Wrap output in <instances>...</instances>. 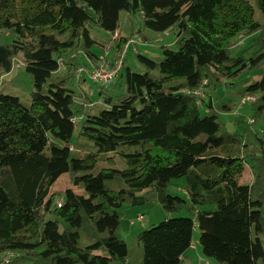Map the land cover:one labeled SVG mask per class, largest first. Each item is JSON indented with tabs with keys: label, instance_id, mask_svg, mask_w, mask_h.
<instances>
[{
	"label": "trees",
	"instance_id": "obj_1",
	"mask_svg": "<svg viewBox=\"0 0 264 264\" xmlns=\"http://www.w3.org/2000/svg\"><path fill=\"white\" fill-rule=\"evenodd\" d=\"M123 12L141 18L139 35L121 34ZM262 15L264 0H0V76L17 62L47 79L27 101L0 91V262L14 253L9 264H190L197 226L216 264H264V134L222 130L211 93L264 61ZM147 30H173L176 42L130 65ZM254 33L256 48L232 57ZM122 55L119 90L91 81L104 100L87 104L72 88L89 81L77 70ZM239 95L263 115L264 70ZM109 160L114 167L100 166ZM64 174L70 187L52 196ZM178 178L188 199L170 194ZM156 203L187 215L148 227L130 247L119 210ZM82 234L94 242L80 248Z\"/></svg>",
	"mask_w": 264,
	"mask_h": 264
},
{
	"label": "rangeland",
	"instance_id": "obj_2",
	"mask_svg": "<svg viewBox=\"0 0 264 264\" xmlns=\"http://www.w3.org/2000/svg\"><path fill=\"white\" fill-rule=\"evenodd\" d=\"M259 14L260 13H257L258 16ZM141 27L142 22L139 16H136L133 19H128L126 13H122L120 20L121 34L129 36L131 33H134V35L137 36L139 35L137 33L141 29ZM147 34L149 37V41L145 42L143 41V38L139 36L140 39L136 41V45H132L129 48L126 55V60L130 65H132V63L136 61L137 53L146 55L147 57L158 59L163 57V46H172L176 42V34L173 32V30H170L166 33H156L147 30ZM103 35L105 39L109 38L108 34L104 33ZM114 37L115 39H117L119 37V34ZM256 37L257 33L246 36L242 35L236 45L230 48V55L232 57H237L242 55L247 49L248 51H252L254 48H256L254 41ZM2 40L6 43L10 42V39H7L6 37H3ZM263 70L264 61L261 62V64L257 68L244 71L238 77L232 80H228L226 83L219 82L215 88L211 89L214 105L219 111L222 130L227 131L231 134H238L241 136L249 137L252 134L255 135V133H258L260 135L264 134V114L254 117V112L251 109V105L249 102L244 105H240L242 99L239 95V91L243 86H246L247 83H254L260 79ZM61 73H63V70L60 71V74ZM113 81L110 84L113 83V88L118 89L119 86L115 87L116 80L114 82ZM46 82V78L33 76L27 73L19 63L15 62L10 73H6L0 76V91L17 95L24 101H27L30 98L31 93L34 90L40 89ZM72 88H74L77 93L80 94V98L86 97V99H90H87L88 101L85 99L87 101V104H90V102H92L97 103L98 107H102L104 99L102 100L101 95L96 93L95 90L97 88L95 87V84L91 83L90 79L86 84H83L81 88L76 85V83L74 84V86H72ZM80 103H82L81 99H77L75 107H77ZM225 103L231 104L232 109L224 110L223 106ZM251 119H256L255 123L251 124ZM79 120H81V118H79ZM247 130H250V133H248ZM113 165L114 164L110 160L100 164L101 167H114ZM242 181L243 183H249L252 181V173L250 170L246 171L244 177L242 178ZM68 187H70L69 176L68 174H64L53 185L51 192L52 196L63 193V191ZM78 191L81 190L78 189ZM169 191L172 195H178L188 199V196L185 192V180L183 178L173 179ZM119 212L121 215L119 235L122 240H125L130 247L133 243V239L148 227L154 224H158L160 221L170 216L187 215V213L184 212L174 213V215H170L168 212H166L161 203H156L153 206L141 205L137 207L125 205L119 210ZM140 216L142 217L141 219H139ZM93 242L94 241L92 239H89L82 234L79 240V246L80 248H84L87 245L92 244ZM97 253L105 254L107 253V251L106 249H102ZM86 257L87 255H82V258L84 260H86ZM184 260L185 263L189 262L190 264H216L214 260L208 259L203 255L202 247L200 244V230L197 226L195 227L192 235L191 245L184 254Z\"/></svg>",
	"mask_w": 264,
	"mask_h": 264
},
{
	"label": "built area",
	"instance_id": "obj_3",
	"mask_svg": "<svg viewBox=\"0 0 264 264\" xmlns=\"http://www.w3.org/2000/svg\"><path fill=\"white\" fill-rule=\"evenodd\" d=\"M133 40L128 42L132 43ZM127 45V46H128ZM126 46V47H127ZM123 55L120 59L114 64L110 65L109 62L102 57L101 63L95 67L89 68H79L77 70V77L80 78L82 76H87L92 82L98 84H109L111 83L120 73L121 68L123 66ZM77 121V120H76ZM14 256V253H8L7 256L0 262V264H9V261Z\"/></svg>",
	"mask_w": 264,
	"mask_h": 264
}]
</instances>
